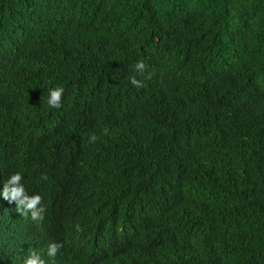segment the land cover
Masks as SVG:
<instances>
[{
	"label": "trees",
	"instance_id": "trees-1",
	"mask_svg": "<svg viewBox=\"0 0 264 264\" xmlns=\"http://www.w3.org/2000/svg\"><path fill=\"white\" fill-rule=\"evenodd\" d=\"M16 172L0 264H264V0H0Z\"/></svg>",
	"mask_w": 264,
	"mask_h": 264
},
{
	"label": "clouds",
	"instance_id": "clouds-1",
	"mask_svg": "<svg viewBox=\"0 0 264 264\" xmlns=\"http://www.w3.org/2000/svg\"><path fill=\"white\" fill-rule=\"evenodd\" d=\"M144 68L145 65L143 62H137L135 64L137 73L143 72ZM130 83L136 87H141V83L135 77H130ZM63 91L64 89L60 86L48 89L47 105L49 108L55 109L61 106ZM96 140L97 136L95 134L89 137L90 143H94ZM21 181V173L16 172L10 175L3 183L2 188H0V197L9 202L15 201V206L18 211H21V206H23L22 214L30 212L33 220L42 219L44 208L41 206V196L38 194L28 195ZM58 247L57 244L48 245L47 256L54 258L58 251ZM22 264H45V260L39 253L33 251L23 258Z\"/></svg>",
	"mask_w": 264,
	"mask_h": 264
}]
</instances>
